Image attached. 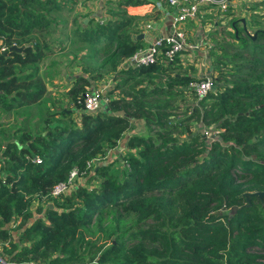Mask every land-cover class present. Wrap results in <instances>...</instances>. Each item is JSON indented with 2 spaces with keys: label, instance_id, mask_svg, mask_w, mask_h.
<instances>
[{
  "label": "trees",
  "instance_id": "trees-1",
  "mask_svg": "<svg viewBox=\"0 0 264 264\" xmlns=\"http://www.w3.org/2000/svg\"><path fill=\"white\" fill-rule=\"evenodd\" d=\"M155 1L173 10L165 0H118L102 16L81 18L71 42L105 56L95 66L80 67L64 92L66 107L47 106L41 123L14 128L5 139L0 135L4 263L35 257L44 264H264V197L251 195L247 202L243 196L264 191V30L234 49L231 69L222 66L221 48L211 40L216 31L207 33L213 87L196 98L190 83L201 76L194 68L171 71L178 55L189 50L168 61L163 43L154 63L123 64L146 45L136 37L139 21L162 17L156 10L128 14L126 7ZM62 7L60 0H0V114L42 100L45 83L35 65L54 52L51 43L63 49L67 38L54 35L53 16ZM41 30L42 41L33 35ZM106 65L110 71L119 65L122 76L106 90L102 109L85 112L84 93L107 72ZM190 92L196 102L178 117L170 99ZM136 121L143 122V133L129 135L123 152L94 164ZM200 127L211 130L209 139ZM72 170L77 184L50 195ZM86 182L93 185L87 188ZM34 198L48 202L32 220ZM20 221L11 240L8 226Z\"/></svg>",
  "mask_w": 264,
  "mask_h": 264
},
{
  "label": "rangeland",
  "instance_id": "rangeland-1",
  "mask_svg": "<svg viewBox=\"0 0 264 264\" xmlns=\"http://www.w3.org/2000/svg\"><path fill=\"white\" fill-rule=\"evenodd\" d=\"M117 1L118 0H60L63 7L61 10L54 13L53 16L56 18L57 24L60 27L67 24H70L71 27H73L80 23L81 18L87 21L89 17L92 18L95 15H104L106 8H115ZM140 11L141 10H139V13ZM133 12L137 11L135 10ZM59 20H64L65 22L63 23ZM154 20L148 18L142 19L139 21V24L161 23L160 18L156 19V21ZM190 26L192 27V25ZM193 29L195 30V33L202 32L206 37L208 35L207 33L211 30L216 31V34L220 37L215 40L216 34L213 32L210 33L213 37L211 40L216 42L215 46L218 45L221 48L220 56H224V59L221 61L222 66L225 69H231L233 67L231 60L237 61L235 58H229L231 54L236 53L234 49L250 44V41L255 35V30H264V5L243 1L235 5V9L233 10L229 9L225 12H219L211 9L207 13H202V18L193 24V28L188 31L189 37H192ZM239 29H243L245 32H239ZM50 38H53V36ZM225 39L232 43V47ZM207 41H210V39L208 38ZM53 46H55L54 48L56 51L46 55L38 65H35L38 66L36 68L46 84V90L45 94H43L42 100L31 106L0 114V123L3 124L0 128L5 130L0 131V135H2L1 138L5 139L9 135L8 133L14 128L30 129L33 125L41 123L47 115V106H50L52 109L59 108V105L66 107L64 92L72 84V76H76L79 73L80 67L89 68L95 66L105 56L104 53L96 52L97 49L95 50L88 44H69L67 45L69 48L66 47L67 49L65 51L60 49V45ZM58 62H62L63 67L58 68ZM189 66L194 68V75L201 76L210 74L209 61L203 60L201 54L197 55L196 53H194L191 58H188V55L185 53L178 55V62L174 65L171 71L182 73L184 71H189ZM103 70H106L107 72L96 81V85H105L107 90H109V88L114 85L116 79L121 78L122 76L117 73V70H120V67L118 65L116 70L110 71L106 65L103 67L102 71ZM195 102L196 99L192 92L174 96L170 99V109L175 112L178 117H184L189 114V111ZM73 112L74 114L77 113L76 110H73ZM198 130L202 132L204 138L209 139L211 130L201 127ZM143 131L144 128L142 121L133 122V128L124 132L119 139L117 146L111 150H107L104 159L95 161L94 164L108 162L116 154L123 152L124 145L122 144L126 138L133 133L139 134L141 132L143 133ZM84 180L80 178L78 182H83ZM92 185V182H86L87 188ZM47 202L48 201L45 200V198H34L31 200L28 210L32 220L40 216L37 207L42 208ZM14 226V222L10 223L8 226L11 240H16L18 230L22 228L23 223L20 221V224H17L18 228L17 226L14 228ZM9 227L14 229L10 230ZM107 241H109V239L104 241L105 245ZM1 245L2 244L0 243V247ZM33 259L34 260H26L23 263L20 262V264H44L35 257Z\"/></svg>",
  "mask_w": 264,
  "mask_h": 264
},
{
  "label": "built area",
  "instance_id": "built-area-1",
  "mask_svg": "<svg viewBox=\"0 0 264 264\" xmlns=\"http://www.w3.org/2000/svg\"><path fill=\"white\" fill-rule=\"evenodd\" d=\"M243 1L264 5V0H165L167 6L173 8L172 11L164 10L159 1L146 2L139 5L138 7L144 8L142 13H151L154 10L159 11L165 23L161 25L152 23L142 24L139 34H142V38L147 43L144 47L134 51L123 64L147 66L154 63L161 53L160 47L163 43L168 45V48L163 52L168 61H171L180 50H196L200 43H205L204 47L209 42L204 40L206 37L201 32H198V38L200 39L197 43L188 36V30L191 28L190 25L199 21L202 18V13H207L211 9L219 12H225L229 9L233 10L235 9V5ZM165 24L168 26L167 30L163 29ZM211 88L212 80L210 74L201 75L199 80L190 83V89L196 98L202 97ZM106 90L105 85H96V83L88 87L83 96L82 110L92 113L102 109L104 103L107 101ZM95 161L98 160L96 159L93 162ZM76 177V171L72 170L65 182L58 183L52 188L50 195L54 196L70 191L77 184Z\"/></svg>",
  "mask_w": 264,
  "mask_h": 264
},
{
  "label": "crops",
  "instance_id": "crops-1",
  "mask_svg": "<svg viewBox=\"0 0 264 264\" xmlns=\"http://www.w3.org/2000/svg\"><path fill=\"white\" fill-rule=\"evenodd\" d=\"M139 6V5H138ZM138 6H128V7H126V12L128 13V14H135V15H145V14H149V13H142L143 12V9L144 8H142V7H138ZM137 11V12H133V11ZM139 10H141L140 11V13H139ZM94 17H98V16H94ZM160 19H161V23L159 24V25H161V24H164L165 22H164V18L163 17H159ZM163 20V21H162ZM80 22H82L81 20H80ZM83 22H86V20H84L83 19ZM54 28H55V33H54V35H57V34H60L61 36H59V37H63V36H66V41H63V43H62V45H63V51H65L67 48H69V46L67 47V45H69V44H77V43H75V42H71V37H70V35L72 34V31H71V29H72V27H71V25L70 24H67V25H65L63 28L62 27H60L58 24H54ZM193 28V24H192V27L190 28V29H192ZM163 29L164 30H167L168 29V26H166V24L164 25V27H163ZM189 31V30H188ZM195 30L193 29V32H192V37H190L195 43H197V41H199V39L200 38H198V36H199V34L198 33H195L194 32ZM44 30H41V31H35L34 32V34L33 35H35V37H37L40 41H42L43 39H44ZM158 34V33H157ZM157 34H156V36H157ZM201 34H203L202 32H201ZM200 34V35H201ZM204 35V34H203ZM155 36V35H154ZM153 36V37H154ZM205 37H206V35H204ZM57 37V36H56ZM204 40H207V38H205ZM144 42L145 43H147V41H145L144 40ZM207 42H209V41H207ZM205 43H200V44H198V48L196 49V50H189V52H188V58H191L192 56H193V54L194 53H196L197 55H200L201 54V56H202V59L203 60H205V61H208V58H207V53H206V51H205V49H206V47H208V45L209 44H211L210 42H209V44H207L206 43V47L204 46L203 47V45H204ZM52 47H53V51H56L55 50V46H53V45H58L57 43H51L50 44ZM61 46V45H60ZM67 47V48H66ZM61 50H62V48H61ZM63 64H65V63H63ZM61 67H63V65H62V62L61 63H59L58 62V68H61ZM210 68V67H209ZM78 75V74H77ZM76 75V76H77ZM76 76H72V80H73V78H75ZM71 80V81H72ZM45 90H46V84H45ZM45 94V93H44ZM68 111V110H67ZM4 145V144H3ZM123 145V144H122Z\"/></svg>",
  "mask_w": 264,
  "mask_h": 264
},
{
  "label": "water",
  "instance_id": "water-1",
  "mask_svg": "<svg viewBox=\"0 0 264 264\" xmlns=\"http://www.w3.org/2000/svg\"><path fill=\"white\" fill-rule=\"evenodd\" d=\"M136 37L137 38H142V34H138ZM10 49H14V50H16L18 52L21 51V47H14V46H12ZM251 195H255L258 198H262V197H264V191H254V192H245V193H243V196L246 198L247 202H248V196H251ZM233 209L234 208H232V210ZM0 262L2 264H6L1 259H0Z\"/></svg>",
  "mask_w": 264,
  "mask_h": 264
}]
</instances>
